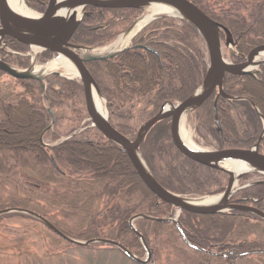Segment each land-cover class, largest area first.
Returning a JSON list of instances; mask_svg holds the SVG:
<instances>
[{
	"label": "trees",
	"instance_id": "16d2710c",
	"mask_svg": "<svg viewBox=\"0 0 264 264\" xmlns=\"http://www.w3.org/2000/svg\"><path fill=\"white\" fill-rule=\"evenodd\" d=\"M47 1L29 0V3L36 11L43 12ZM190 1L230 30L235 51L239 53H230L232 61H242L250 49L264 44V0L255 4L236 1L230 8H220L218 12L205 0ZM87 11L72 42L93 47L113 42L143 12L137 8L93 7ZM7 39L10 50L17 54L1 52L0 57L14 67H28L29 46ZM133 45L137 47L87 63L107 100L110 123L132 140L143 123L153 117L164 102H179L191 95L203 82L208 68V51L203 37L194 25L182 19L161 17L152 21L133 38ZM144 45L148 49L140 48ZM52 57L54 54L50 51H42L37 54V62H47ZM3 75L8 76L21 91L15 93L11 90L0 95V153L3 154L0 157V177L11 174L15 165L8 164L14 160L21 170L36 180L40 194L38 201L45 203L40 205L42 203L36 202L32 194L20 196L11 192L4 199L0 197V211L14 208L30 210L46 217L71 238L85 241L108 238L132 250L140 249L141 241L130 229L131 217L138 213L167 217L175 208L160 201L146 187L127 153L96 128L89 127L90 123L83 125L81 132L76 125L65 135L77 133L60 143L51 145L46 142L61 138L54 128L49 127L51 117H56V110H65L69 103H73V115L78 118L72 116L71 120L79 121L85 114L84 101L82 106L78 104L80 99L83 100L81 81L52 74L46 78L47 88L43 92L42 83L37 80L13 78L0 70V77ZM223 87L227 94L238 99L232 102L222 97L218 99L221 131L214 127L213 96L206 100L197 113L199 133L212 138L215 146L221 149H247L259 142V152L264 154V136L261 138L263 120L249 101L264 116V67L260 68L257 76L227 74ZM140 150L154 177L174 193L201 197L221 193L226 188V172L188 159L175 148L169 135L168 119L146 133ZM255 175H244L241 185L251 182ZM51 185L55 186L52 193H42V187ZM103 196L115 201L104 216L105 224H111L109 231L104 234L92 229L86 231V226L95 219V204ZM234 199L264 211V177L240 189ZM46 204L59 207L64 217L77 218L74 226L69 228L64 220L53 219L47 213ZM8 217L38 220L19 212L1 214L0 220ZM185 222H188L189 229ZM261 223L264 220L246 212L199 215L183 211L178 232L183 233L187 243L202 258L217 264H237L247 256L246 253L264 250V244L257 243V239L242 238L246 235L242 232L244 227ZM135 225L156 253L150 236H165V231L160 228L167 222L139 219ZM235 227L241 229L235 232ZM173 231L168 232L172 234ZM97 244L85 248L92 249ZM106 246L107 249L100 251L116 252L131 261L120 248Z\"/></svg>",
	"mask_w": 264,
	"mask_h": 264
},
{
	"label": "water",
	"instance_id": "95a60500",
	"mask_svg": "<svg viewBox=\"0 0 264 264\" xmlns=\"http://www.w3.org/2000/svg\"><path fill=\"white\" fill-rule=\"evenodd\" d=\"M25 2L27 6L31 8L27 0H25ZM154 6L170 8L173 13L153 15L149 21L145 23V25L161 17L179 18L191 23L196 27L206 43L209 53V64L205 78L201 86L195 92L177 104H173L172 102H165L162 104L158 112L140 127L136 138L134 140H130L111 125L109 122L108 112L105 117L101 116L97 113L94 107V94L100 97H102V94L96 80L87 68L86 62L108 58L111 57L113 53L108 55L89 53V55L83 57L82 53L79 51H89L91 48L74 45L70 43V40L77 30L82 17L88 14L85 12L87 7L145 9ZM79 9L81 10L80 14L78 13ZM35 13V17L20 15L9 7L8 0H0V50L3 48L2 46L5 43L4 39L6 37H10L13 40L29 45L32 48H36L38 50H49L52 53H55L57 57H64L70 60L75 65L78 72L77 76L82 81L85 104L92 126L96 127L111 142L126 151L132 165L146 187L160 200L175 207L177 209L176 216H178L181 211H187L194 214L211 215L237 210L255 214L264 220L263 211L253 206L230 202L231 197L237 190L236 183L244 174L250 172H259L264 174V154L258 152V144H255L251 149L230 148L215 151L202 149L197 150L187 146L182 141L180 135L183 120L195 111L201 104H203L215 90L218 91V96H222L228 100L236 99L235 97L225 93L223 89L226 74L255 76L259 72V67H264V61L257 60V58L264 53V44H259L252 48L243 62H228L223 55V39L221 37V32L225 34V45L229 47L234 44L230 30L222 23L208 16L190 0H49L43 13ZM136 24L137 22L123 35L138 32L141 28L139 30H135ZM32 60L31 65L27 69L21 70L0 59V70L13 78L38 80L42 83L43 91H45L46 86L44 79L47 73H35L33 66L35 62V55H33ZM55 73L62 75L58 72ZM250 102L260 113L258 107L252 101ZM214 115L217 127L220 129L216 104L214 105ZM168 118L170 119L169 134L171 140L175 148L181 154L198 163L220 168L229 173L230 179L227 188L222 194L218 195L222 198V202L220 204L205 205L199 203V200L203 198H191L173 193L164 188L154 178L141 155L140 145L146 133L153 126ZM225 160H239L245 162L250 166V169L241 171L235 175L234 172L225 169L220 165L222 162H225ZM141 161L143 162L144 167L142 166ZM10 212H19L30 215L40 220L60 237L77 245L87 246L92 243H103L118 247L130 259L138 264L149 263L152 255L143 235L134 226V221L138 218H143L155 222L177 223L176 218H158L143 213L132 217L129 222L130 228L140 238L142 245L147 252L146 258L140 259L127 247L112 239L94 238L85 242L73 239L63 233L46 217L30 210L22 208L8 209L0 211V215Z\"/></svg>",
	"mask_w": 264,
	"mask_h": 264
},
{
	"label": "rangeland",
	"instance_id": "374dc122",
	"mask_svg": "<svg viewBox=\"0 0 264 264\" xmlns=\"http://www.w3.org/2000/svg\"><path fill=\"white\" fill-rule=\"evenodd\" d=\"M29 1V0H27ZM236 1L244 2L245 4H255L261 0H205L210 7L216 12L220 11V8H230L232 4L236 3ZM152 8H145L142 9V13L136 19L137 22L139 19L145 17L149 13H151ZM42 13V12H41ZM134 22V23H135ZM132 26V25H131ZM223 40V55L225 59L229 62L230 60V53H234L235 46L230 45L227 47ZM111 45V44H110ZM109 46V45H108ZM106 48V47H102ZM97 47H91L89 53L92 54L93 52H97ZM31 52V50H29ZM81 51V50H80ZM85 52V51H82ZM29 54V52H28ZM248 54V53H247ZM15 55V54H13ZM33 55V53H32ZM31 59L29 64L31 65ZM51 62V61H50ZM49 62H35L33 65L34 68L44 66ZM28 65V67L30 66ZM21 70L27 69L16 67ZM58 72L62 75H58L60 78L71 77L75 78L76 80L80 81V79L73 75L70 71L66 70L62 66H57L56 68L49 71V73ZM251 76V75H249ZM66 79V78H65ZM19 86H16L14 82L8 78V76L3 75L0 77V95L8 93L9 91L18 92L21 91ZM83 100L80 99L78 102L79 105L82 106V102L85 98L82 95ZM104 101V105L106 107V111L109 107L105 102L103 96L101 97ZM81 103V104H80ZM86 107V105H84ZM58 109V107H57ZM63 109V108H62ZM73 103H69V107L65 108V110H56V117H51L50 126L54 128L60 135L61 138L55 141L46 140V142L51 143L54 145L55 143L62 142L68 135H65L67 131L74 128L76 125L79 132H81V128L83 125L90 123L89 115L87 110H85V114L82 115V119L77 121L75 118L76 115H73ZM108 113H110L108 111ZM73 120H71V117ZM110 116V115H109ZM197 122V114H189L183 120V129L186 133L191 137L192 141L195 145L201 149L205 150H214L212 146H215V143L212 138L209 136H202L198 132V128L196 127ZM74 133V132H73ZM63 139V140H62ZM206 142V144H205ZM3 154L0 153V157ZM9 166L15 165L12 168L11 174L1 178L0 177V197H7L11 192H17L20 196H26L32 194L33 199L36 202L40 195L38 193L39 187L36 186L37 182L33 179L32 176H29L26 172L21 170L19 164H16L14 160L9 161ZM22 167V166H21ZM59 167V166H58ZM134 167V166H133ZM64 170L69 171L66 167H63ZM24 169V168H23ZM258 179V177H253L251 180ZM54 185L50 187H42V193H52L55 189ZM216 195V194H215ZM207 196V195H206ZM209 196V195H208ZM204 197V196H202ZM110 197L103 196L100 200H98L95 204L93 215H95V219L93 222L89 223L85 230L88 229L96 230L97 232L106 233L111 224L106 223L104 216L109 211V208L114 204L115 201L110 200ZM48 214L53 217V219L57 220H64L67 224V227H73L74 223L76 222L77 218L74 216L71 217H64V213L60 210L59 207L56 206H48ZM182 213V212H181ZM181 213L176 216V209L174 212L167 216V218H176L177 223L175 222H167V225L162 226L160 229L165 231V236H159L158 238L155 235L150 236V243L156 249V253L151 249V247L147 244L149 249L151 250V258L152 263L150 264H217L216 261H211V259L207 260L200 256V253L196 252L195 249L187 243L186 237H183V233L179 230V219L181 217ZM24 214V213H23ZM27 215V214H25ZM130 222V220H129ZM176 225L174 227L173 224ZM185 224L189 229L188 222ZM178 225V226H177ZM198 225V223H197ZM203 226V224H201ZM136 226V225H135ZM69 227V228H70ZM131 229V228H130ZM173 231L170 234V230ZM236 229L241 228H234L235 232ZM246 235L242 237L243 239H257V243L264 244V223L258 224L256 226L252 225L250 227H244L242 229ZM177 231V232H176ZM131 232H133L131 230ZM182 233V234H181ZM252 233V234H251ZM68 236V235H67ZM60 236L55 232H52L44 223L40 220H34L28 217H8L0 220V264H134L136 263L133 260L124 259L123 256L119 255L116 252H102L100 250L107 249L108 246L106 244L100 243L101 245L97 244L96 247L92 249L85 248L86 245H75L72 242L62 240L59 238ZM74 239V238H73ZM108 239V238H107ZM145 239V238H144ZM82 242H85L83 239H76ZM113 240V239H112ZM88 246V245H87ZM126 247V246H125ZM174 247V248H172ZM128 248V247H127ZM133 254H135L140 259H145L147 256V252L144 246L141 243V248L137 250H132L128 248ZM237 264H264V254L261 253H247V256L243 259L237 261Z\"/></svg>",
	"mask_w": 264,
	"mask_h": 264
},
{
	"label": "bare ground",
	"instance_id": "6f19581e",
	"mask_svg": "<svg viewBox=\"0 0 264 264\" xmlns=\"http://www.w3.org/2000/svg\"><path fill=\"white\" fill-rule=\"evenodd\" d=\"M8 4L9 7L15 11L16 13L23 15V16H27V17H35L36 13L27 6L25 0H8ZM151 13L148 14V16L140 19L137 24H136V29L135 30H139L140 28H142L145 23H147V21H149V19L153 16V15H158V14H172L173 11L170 8H164V7H151ZM81 10H78V13L80 14ZM67 14V11H66ZM136 32V31H135ZM134 32H132L131 34H126L123 37H121L118 41H116L114 44L100 49L97 52H93L96 53L98 55H108L110 53H114L115 51H118L119 49L125 48L130 40L131 35H133ZM87 55H89L88 51H85L82 53L83 57H86ZM258 61H264V53L261 54L259 56V58H257ZM62 66L64 67L66 70L70 71L73 75H78L77 69L75 67V65L68 59L61 57V58H57L53 61H51L50 63H48L46 66H40V67H36L35 68V73H39V72H43V73H48L49 71H51L52 69L56 68V67ZM94 107L95 110L97 111V113L101 116H106V107L104 105V101L102 100V98L96 94H94ZM183 124V122H182ZM180 135H181V139L182 141L189 147L191 148H195L197 150H201L199 147H197L195 145V143L192 141L191 137L186 133V131L183 129V126L181 125V129H180ZM140 158V157H139ZM142 166L144 167L143 162L141 161ZM221 166L229 169L230 171L234 172L235 175L238 174L241 171L244 170H248L250 169V166L242 161L239 160H225V162H222L220 164ZM235 185V184H234ZM222 202V198L221 196H210V197H205L201 200H199V203L205 204V205H214V204H220Z\"/></svg>",
	"mask_w": 264,
	"mask_h": 264
},
{
	"label": "flooded vegetation",
	"instance_id": "af4514ba",
	"mask_svg": "<svg viewBox=\"0 0 264 264\" xmlns=\"http://www.w3.org/2000/svg\"><path fill=\"white\" fill-rule=\"evenodd\" d=\"M71 43H73L72 42V39H71V41H70ZM73 44H75V43H73ZM136 45H138V44H136ZM136 45H133V39H132V41L130 42V44H129V47L128 48H131V47H137ZM140 45V44H139ZM127 48V49H128ZM139 48V47H138ZM140 48H143V49H145V48H147L145 45L143 46V47H140ZM148 49V48H147ZM124 50H126V49H124ZM124 50H121V51H119V52H122V51H124ZM118 52V53H119ZM101 90V89H100ZM102 93V92H101ZM211 96H213V118H214V105L216 104V110H217V103H218V99L220 98V97H222V96H218V94L216 93V92H214ZM210 96V97H211ZM218 96V97H217ZM216 97H217V100H216ZM222 98H224V97H222ZM224 99H226V98H224ZM228 100V99H227ZM233 100H235V99H233ZM233 100H228V101H230V102H232ZM215 101H216V103H215ZM217 118H218V111H217ZM218 121H219V118H218ZM214 122H215V124H214V127L218 130V131H221V125H220V121H219V127H220V129H218V127H217V124H216V121H215V118H214ZM205 144H206V142H205ZM214 149H221V148H217L216 146H212ZM255 176H257V175H255ZM254 177V176H253ZM228 180H229V176H228ZM227 184H228V181H227ZM227 186V185H226ZM236 200V199H235Z\"/></svg>",
	"mask_w": 264,
	"mask_h": 264
}]
</instances>
